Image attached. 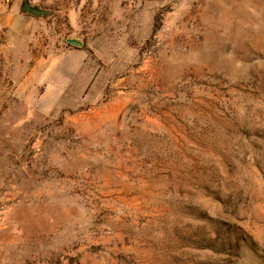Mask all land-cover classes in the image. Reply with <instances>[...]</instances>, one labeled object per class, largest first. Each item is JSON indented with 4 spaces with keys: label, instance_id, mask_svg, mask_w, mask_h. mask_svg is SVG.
<instances>
[{
    "label": "rangeland",
    "instance_id": "1",
    "mask_svg": "<svg viewBox=\"0 0 264 264\" xmlns=\"http://www.w3.org/2000/svg\"><path fill=\"white\" fill-rule=\"evenodd\" d=\"M93 11L50 112L0 39V264H264V0Z\"/></svg>",
    "mask_w": 264,
    "mask_h": 264
},
{
    "label": "crops",
    "instance_id": "2",
    "mask_svg": "<svg viewBox=\"0 0 264 264\" xmlns=\"http://www.w3.org/2000/svg\"><path fill=\"white\" fill-rule=\"evenodd\" d=\"M25 0L0 1V32L4 34L1 50L9 55L10 63L29 65L27 85L39 87L36 101L44 112L67 100V96L84 89L92 83L95 70L88 60V48L94 45L108 46L107 39L96 36L93 43L84 42L81 36L69 34V28L85 26L103 32L105 27L96 22L93 6L98 0H90V13L84 16L81 1L73 0H28L48 9L46 15L34 16L22 11ZM94 3V5H93ZM86 12V10H85ZM89 27V28H87ZM72 37L83 42L81 47L66 43Z\"/></svg>",
    "mask_w": 264,
    "mask_h": 264
},
{
    "label": "water",
    "instance_id": "3",
    "mask_svg": "<svg viewBox=\"0 0 264 264\" xmlns=\"http://www.w3.org/2000/svg\"><path fill=\"white\" fill-rule=\"evenodd\" d=\"M22 11L34 16L46 15L50 12L48 9L41 8L38 4H30L28 0L23 2ZM66 43L76 47H81L83 45L81 40L72 37L66 38Z\"/></svg>",
    "mask_w": 264,
    "mask_h": 264
},
{
    "label": "built area",
    "instance_id": "4",
    "mask_svg": "<svg viewBox=\"0 0 264 264\" xmlns=\"http://www.w3.org/2000/svg\"><path fill=\"white\" fill-rule=\"evenodd\" d=\"M1 1H3V2H11L12 0H1Z\"/></svg>",
    "mask_w": 264,
    "mask_h": 264
}]
</instances>
